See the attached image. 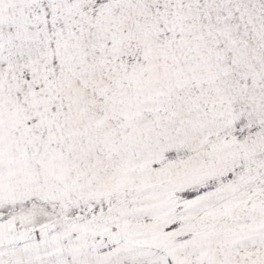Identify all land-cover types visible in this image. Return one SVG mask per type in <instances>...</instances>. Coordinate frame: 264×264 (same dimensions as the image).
<instances>
[{
  "label": "snow or ice",
  "instance_id": "6c2138e0",
  "mask_svg": "<svg viewBox=\"0 0 264 264\" xmlns=\"http://www.w3.org/2000/svg\"><path fill=\"white\" fill-rule=\"evenodd\" d=\"M0 264H264V0H0Z\"/></svg>",
  "mask_w": 264,
  "mask_h": 264
}]
</instances>
